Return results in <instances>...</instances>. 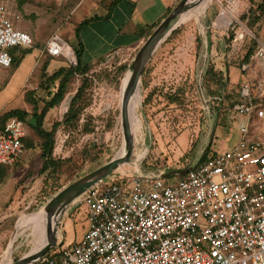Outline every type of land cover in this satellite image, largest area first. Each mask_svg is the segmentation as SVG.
<instances>
[{"label":"rangeland","instance_id":"1","mask_svg":"<svg viewBox=\"0 0 264 264\" xmlns=\"http://www.w3.org/2000/svg\"><path fill=\"white\" fill-rule=\"evenodd\" d=\"M113 1L7 2L13 16H18L21 29L32 36L34 45L29 49L16 47L19 63L9 69L0 67V115L12 109L32 111V106L24 100V90L34 91L43 109L44 101L50 99L48 91L40 87L44 64L49 62L48 76L68 64L64 58L42 55L49 40L58 35L77 49V27L84 19L107 15ZM261 2L208 0L183 17L176 29L178 32H173L157 48L143 72L140 93L135 99L142 126L135 125V130L132 129L135 143L130 162L98 183L97 188L103 190L117 180H128L140 174L186 169L208 147L212 153H223L238 142L240 119L231 103L239 98L243 83H255L262 75L254 61L251 68L243 72V59L251 38L255 35L264 40V18L252 26L253 18L249 16ZM131 8L126 2L122 5V14L115 19L95 21L84 28L80 36L86 46L85 61L95 60L115 47L122 48L119 44L125 40L118 39L117 30ZM223 11L233 21L228 26L219 20ZM148 38L91 65L87 74L89 86L78 104L76 122L71 124L65 120L82 85V77L73 80L61 105L49 111L44 128L52 131L54 125L59 124L52 155L54 167L42 171L41 142L30 130L33 147L27 145L18 164L0 168V264L17 262L41 244L44 229L33 222L20 230L11 247L10 240L23 216L46 213L47 205L58 193L105 166L120 153L125 143L124 77ZM27 81L29 85L24 89ZM50 88L52 93L56 90V86ZM221 95H225L226 100L218 108L214 99ZM165 178L167 181L175 179ZM61 217L56 249L80 241L88 227L84 209L75 204L67 207ZM54 252L53 248L50 254Z\"/></svg>","mask_w":264,"mask_h":264},{"label":"built area","instance_id":"2","mask_svg":"<svg viewBox=\"0 0 264 264\" xmlns=\"http://www.w3.org/2000/svg\"><path fill=\"white\" fill-rule=\"evenodd\" d=\"M257 41L253 61L262 75L242 84L233 108L240 139L232 148L172 181L145 173L89 189L72 203L86 213L84 237L28 264H264V40ZM33 45L0 0V67H12L11 49ZM42 55L77 64L58 35ZM28 137L16 118L0 128V168L22 158Z\"/></svg>","mask_w":264,"mask_h":264},{"label":"trees","instance_id":"3","mask_svg":"<svg viewBox=\"0 0 264 264\" xmlns=\"http://www.w3.org/2000/svg\"><path fill=\"white\" fill-rule=\"evenodd\" d=\"M119 2L120 0H114L109 8V11L111 12L114 6H116V4ZM171 12L172 11H170L169 14ZM249 16L253 18L252 26H254V24L258 22L262 17L264 18V0H262V2L256 7L255 10L251 11ZM246 18L247 17L245 15L244 19ZM98 19L100 18L93 17L91 19H86L85 21L81 22V24L76 29V35L79 40L78 48L75 49V53L77 56L76 65L67 64V66L60 67L52 75L48 76L47 70L49 67V62H46L44 64V67H43L44 75H43L40 87L48 91L50 99H47L46 101H44V107L42 110L39 107L40 100L36 98L34 91H27L25 94V101L27 102L28 105L32 106V111H28L27 109H12L0 115V128L4 127L5 124L9 120L16 118L23 122L25 128L28 131L30 130L33 131L35 136L38 138L39 142H41V150H42L41 156L43 159V168H42L43 172L49 171L55 165L52 155H53V151L55 147V133L59 125V124H55L52 131H47L44 128V120L47 117L50 110L57 108L64 101L66 95L69 92V87L71 83L77 76L82 77L83 79L82 85L78 88L72 100V104L70 107V113L68 115V118L65 120V122L72 124L79 119L77 108H78L79 102L83 99L85 95L87 87L89 86V80L87 78V74L90 71L91 65H92L90 63L83 62V55H84L85 48H84V44L81 40L80 35L84 27H86L92 21L98 20ZM162 22L163 21H161L160 23L156 25L146 27L144 30H142L144 31L143 37L148 38ZM177 32L178 30H175L173 34H176ZM257 40L258 38L255 35L253 38H251V45L243 59V63H244L243 65H248L250 68H251V64L253 63V56L256 53L257 48H258ZM15 49L16 48L10 50V54L13 58V65L19 63V58L16 54ZM48 57L51 59L53 58L50 56ZM51 86H56V90L53 93L51 92V88H50ZM214 100L218 103V108H220L221 105H224L226 96L225 95L215 96ZM239 102H242L241 96H239V98H237L236 100L232 101L231 103L232 109L234 108V105ZM217 110L219 111V109ZM212 113L213 114L216 113L214 108H212ZM24 142H25V148H27V145H28V148L33 147V143L30 142L29 137L26 138ZM211 153H212L211 149L210 147H208L204 151V153L201 155V157L198 158L196 162L189 164L187 168H191L194 164H196L199 161L200 162L206 161L211 155ZM18 163L19 161L16 164ZM183 176L184 175L175 174L169 177L170 178L171 177L182 178ZM56 248H54V251H56ZM50 251L48 252L47 255H50Z\"/></svg>","mask_w":264,"mask_h":264},{"label":"water","instance_id":"4","mask_svg":"<svg viewBox=\"0 0 264 264\" xmlns=\"http://www.w3.org/2000/svg\"><path fill=\"white\" fill-rule=\"evenodd\" d=\"M190 0H182L179 5L163 20V22L154 30V32L149 36L143 47L138 52L134 63L132 64L130 70L132 69V75L128 83V89L126 93V99L129 100L136 90H139L141 78L145 67L151 59V56L157 50V48L167 40V38L180 26L179 22L183 19L187 5ZM71 104V103H70ZM68 112V111H67ZM123 134L126 145V154L124 157H119V154L111 160L108 164L96 170L95 172L79 179L72 185L63 189L56 197L47 205L49 211H53L55 207L59 206V211L63 214L65 209L69 207L77 198L82 196L89 189L95 187L102 180L111 175L115 170H117L122 165L130 162L133 150H134V136L131 132V127L125 115H123ZM188 169H180L170 171L165 173L163 176L168 177L171 175H185ZM57 234H51L49 241L45 247L36 253H31L30 255L20 259L17 262L11 264H28L35 262L48 252L55 248L57 245Z\"/></svg>","mask_w":264,"mask_h":264},{"label":"crops","instance_id":"5","mask_svg":"<svg viewBox=\"0 0 264 264\" xmlns=\"http://www.w3.org/2000/svg\"><path fill=\"white\" fill-rule=\"evenodd\" d=\"M5 1H6V3L9 2V0H5ZM126 2H129L130 5L132 6V8L129 12V15H128L126 21L122 25V27L117 30L118 35H119L118 39H122V40L124 39L125 40V42H121L119 44L120 45L119 47H122V48L115 47L114 49H110L108 52H105L104 54H102L101 56H99L95 60L85 61L83 58V62L93 64V63H96L97 61H99L100 59H102V58H104V57H106V56H108L114 52L119 51L120 49L131 48V47H135V46L139 45L145 39L143 37L144 31H142V30H144L146 27L156 25V24L160 23L161 21H163L165 19V17L169 14V12L173 11L179 5L181 0H120V2L117 3L116 6H114V8L111 12L108 11L107 15H105L103 17L100 16L99 17L100 19L92 21L90 24H88L86 26V28L88 26H90L92 23H94L95 21H101V20L110 21L112 19H115L119 14H122L121 8H122V5L125 4ZM13 18L15 20V25L21 29V27L18 24L17 19H15V16H13ZM85 20L86 19H84L83 21H85ZM84 28L82 31H84ZM21 30H23V29H21ZM23 31H25V30H23ZM84 48L86 50L85 45H84ZM84 53H85V51H84ZM83 57H84V55H83ZM29 82L30 81H27L26 83H24V89L26 87H28ZM26 92L27 91L24 90V100H25ZM239 139H240V137H239ZM61 219H62V217H61ZM10 242H11L10 245L12 247L15 241H13V243H12V240H10ZM76 242H78V241H76ZM39 250H35L32 253H36ZM30 254H28V255H30Z\"/></svg>","mask_w":264,"mask_h":264},{"label":"bare ground","instance_id":"6","mask_svg":"<svg viewBox=\"0 0 264 264\" xmlns=\"http://www.w3.org/2000/svg\"><path fill=\"white\" fill-rule=\"evenodd\" d=\"M207 1L208 0H190L188 5H187V9L185 11L184 16H186L187 13H189L191 10H193L195 8L199 9L200 6H202ZM232 17H233V15H232ZM219 20L222 21L225 24V26H228L229 24H231V21H232L228 17L227 12H225V11H223L221 13ZM132 72H133L132 69L129 70L128 73L124 77L125 86L123 89L122 106H123V115L126 116L128 122H129V125L131 127V132L133 134L132 129L135 130V125L137 126V128L138 127L140 128L142 126V124L140 123V119L138 117L137 107L135 105V99H136L137 95L140 93V87H139V90H136L134 95L129 100L126 99L128 83H129L130 77L132 75ZM121 115H122V112H121ZM126 152H127L126 145L124 143V146L119 153V157H124ZM59 207H60V205L55 207V209L53 211H49L46 208L47 209L46 213L42 212L41 214H37V215L23 216L19 220L17 232H15V234L12 236V243H13V241H15L16 237L18 236V234H19L20 230H22V228H24L26 225L30 226L33 222H35V223H37L38 226L42 227L40 229H42V230L44 229L43 230L44 232L42 231L43 232L42 233L43 239L41 240V244L36 248V250H39V249L41 250L43 247H45L49 241L50 235L51 234H57L59 224H60V220H61L60 217L62 216L61 211H59Z\"/></svg>","mask_w":264,"mask_h":264}]
</instances>
